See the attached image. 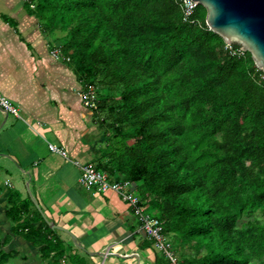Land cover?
<instances>
[{"label": "trees", "instance_id": "trees-1", "mask_svg": "<svg viewBox=\"0 0 264 264\" xmlns=\"http://www.w3.org/2000/svg\"><path fill=\"white\" fill-rule=\"evenodd\" d=\"M27 1L96 87V167L133 183L175 257L197 246L177 264H264V70L251 52L231 53L202 5L185 21L177 0ZM31 206L26 236L59 264L56 230L30 197L14 219Z\"/></svg>", "mask_w": 264, "mask_h": 264}, {"label": "crops", "instance_id": "crops-1", "mask_svg": "<svg viewBox=\"0 0 264 264\" xmlns=\"http://www.w3.org/2000/svg\"><path fill=\"white\" fill-rule=\"evenodd\" d=\"M77 72L57 33L44 30L27 0H0V89L21 114L0 107V264H51L58 253L46 256L43 239L27 238L26 219L38 217L34 206L14 219L11 207L31 198L29 188L45 222L69 230L49 234L62 250L59 264H162L132 205L113 190L80 182L75 161L96 164L104 139ZM42 230L48 231L44 223Z\"/></svg>", "mask_w": 264, "mask_h": 264}, {"label": "built area", "instance_id": "built-area-1", "mask_svg": "<svg viewBox=\"0 0 264 264\" xmlns=\"http://www.w3.org/2000/svg\"><path fill=\"white\" fill-rule=\"evenodd\" d=\"M185 21H194V15L200 7L195 0H177ZM34 6V5H32ZM226 48L233 54L243 55L246 51L242 46L235 47L234 44L226 43ZM83 99L90 108L96 109L98 106V98L96 87L90 85L83 91ZM0 107L8 114L21 117L19 108L1 91L0 89ZM49 147L53 152L59 153L64 157H68L67 150L61 145L49 142ZM82 170L80 182L82 185L92 188L98 186L102 191L113 190L119 193L126 201H128L141 220L143 228L155 240V245L160 248L174 264H177L176 257L172 251V244L164 234L163 221L150 213L147 206L143 203L141 196L138 194L133 183L129 180H112L108 172L98 169L95 163H82L75 161Z\"/></svg>", "mask_w": 264, "mask_h": 264}, {"label": "water", "instance_id": "water-1", "mask_svg": "<svg viewBox=\"0 0 264 264\" xmlns=\"http://www.w3.org/2000/svg\"><path fill=\"white\" fill-rule=\"evenodd\" d=\"M206 8V22L226 43L239 44L251 52L257 66L264 70V0H195ZM36 207L46 215L30 191ZM52 223V222H50ZM55 229L66 228L54 224ZM75 243L84 248L72 234Z\"/></svg>", "mask_w": 264, "mask_h": 264}, {"label": "rangeland", "instance_id": "rangeland-1", "mask_svg": "<svg viewBox=\"0 0 264 264\" xmlns=\"http://www.w3.org/2000/svg\"><path fill=\"white\" fill-rule=\"evenodd\" d=\"M96 120L99 122L98 123V125H99V128L97 129V132L98 133H100V135H102L101 137H103V139H104V142L102 143V145L103 144H105V141H106V137L104 136V132H103V127L101 126V124H100V121L99 120H102V117H99V116H96ZM150 211V210H149ZM151 212V211H150ZM152 213V212H151ZM168 238V237H167ZM170 238V240L176 245V242H175V240L173 239V238H171V237H169ZM168 238V239H169ZM155 247H156V250L159 252V255H162V254H165L160 248H158L156 245H155ZM197 246L196 245H191V246H186V247H178V258L176 257V260L177 261H180V259H181V256L183 255V254H189V253H192L194 250H195V248H196ZM176 256V255H175ZM174 264V263H173Z\"/></svg>", "mask_w": 264, "mask_h": 264}]
</instances>
